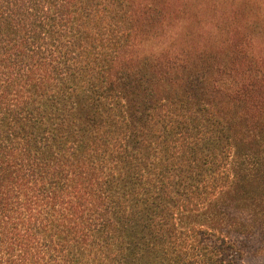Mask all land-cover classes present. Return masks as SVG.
I'll list each match as a JSON object with an SVG mask.
<instances>
[{
  "label": "trees",
  "instance_id": "obj_1",
  "mask_svg": "<svg viewBox=\"0 0 264 264\" xmlns=\"http://www.w3.org/2000/svg\"><path fill=\"white\" fill-rule=\"evenodd\" d=\"M188 5L0 0V264H244L230 234L264 220L229 207L232 131L264 159V0H202L179 35Z\"/></svg>",
  "mask_w": 264,
  "mask_h": 264
},
{
  "label": "rangeland",
  "instance_id": "obj_2",
  "mask_svg": "<svg viewBox=\"0 0 264 264\" xmlns=\"http://www.w3.org/2000/svg\"><path fill=\"white\" fill-rule=\"evenodd\" d=\"M201 1L189 0L186 17L174 30L179 35L184 31L196 29L192 13L196 11L195 5L199 2L201 4ZM198 9L204 13L202 5ZM157 46H159V43L145 38L139 45L137 44V49L140 52H146ZM219 110L225 120L232 122L233 110L226 106H221ZM232 133L233 171L237 179L235 190L229 196L235 197L237 200L230 199L229 207L233 214L235 213L247 222L255 224L257 219L264 220V159L259 162L254 159V153H258L256 152L259 145L257 141L243 136L239 131H232ZM255 228L254 233L251 235H242L237 232H231L230 234L231 239L242 250L244 264H264V227L256 225Z\"/></svg>",
  "mask_w": 264,
  "mask_h": 264
}]
</instances>
